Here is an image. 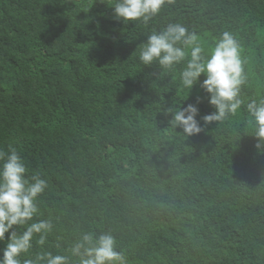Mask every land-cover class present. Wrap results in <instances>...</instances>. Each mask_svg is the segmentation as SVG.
<instances>
[{
  "label": "trees",
  "instance_id": "obj_1",
  "mask_svg": "<svg viewBox=\"0 0 264 264\" xmlns=\"http://www.w3.org/2000/svg\"><path fill=\"white\" fill-rule=\"evenodd\" d=\"M170 23L205 51L231 32L242 98H264V0H166L146 24L116 20L109 0H0V149L47 181L43 250L69 264L84 232L111 233L127 264H264V151L247 111L204 125L215 109L199 85L183 88V65L139 60ZM188 104L203 128L192 136L165 114ZM40 251L34 239L21 259Z\"/></svg>",
  "mask_w": 264,
  "mask_h": 264
},
{
  "label": "clouds",
  "instance_id": "obj_2",
  "mask_svg": "<svg viewBox=\"0 0 264 264\" xmlns=\"http://www.w3.org/2000/svg\"><path fill=\"white\" fill-rule=\"evenodd\" d=\"M165 2L109 0L116 20L145 24L159 14ZM241 53V44L231 32L214 38L213 45L205 51L195 33L188 32L180 23H170L148 35L147 42L139 48V60L147 66L157 63L164 70L183 65L179 70L183 88L191 90L199 85L215 109L201 117L204 125L223 121L243 107L249 116L252 135L258 141L256 148L264 151V98L247 102L242 98L247 76ZM201 76H204L202 81ZM165 114H171L170 123L181 128L186 136L203 130L196 118L199 115L196 105L168 109ZM28 171L15 147L0 149V242L5 243L0 264H69L68 256L43 250L53 224L51 220L37 219L40 215L37 200L45 191L47 181L36 172L29 177ZM34 239L41 251L31 259L22 260V256L31 253ZM70 253L78 258L79 264H127L123 252L117 251V242L111 233L84 232L72 243Z\"/></svg>",
  "mask_w": 264,
  "mask_h": 264
}]
</instances>
